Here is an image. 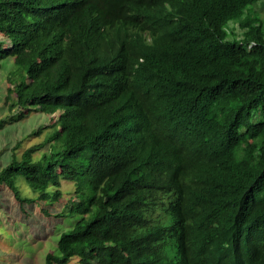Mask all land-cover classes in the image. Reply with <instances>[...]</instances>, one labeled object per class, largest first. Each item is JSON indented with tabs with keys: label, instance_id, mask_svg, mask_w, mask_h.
Here are the masks:
<instances>
[{
	"label": "trees",
	"instance_id": "obj_1",
	"mask_svg": "<svg viewBox=\"0 0 264 264\" xmlns=\"http://www.w3.org/2000/svg\"><path fill=\"white\" fill-rule=\"evenodd\" d=\"M259 1L0 0L10 121L34 110L53 116L33 135L58 126L20 159L12 152L0 185L32 203L12 178L21 173L51 205L60 178L89 176L90 195L77 187L63 205L78 218L45 264H264ZM57 140L63 148L32 161ZM161 210L171 224L153 217Z\"/></svg>",
	"mask_w": 264,
	"mask_h": 264
},
{
	"label": "rangeland",
	"instance_id": "obj_2",
	"mask_svg": "<svg viewBox=\"0 0 264 264\" xmlns=\"http://www.w3.org/2000/svg\"><path fill=\"white\" fill-rule=\"evenodd\" d=\"M252 9H255L261 19H264V6L261 1L255 3ZM228 27L236 34L241 32L236 22H229ZM13 71L15 67L9 58L0 67V119H7L4 127L0 129V168L10 161L12 152L15 158L20 159L26 148L46 141L58 129L57 124H53L43 128L37 135L32 134L40 126L51 123L53 114L49 112L32 110L25 113L22 119L10 121L9 116L18 112L17 108L9 111L4 104L6 87L10 85L8 77ZM15 143L19 145L17 149L12 150ZM48 145L37 150L32 155V161H46L51 153L63 148L61 140L53 141L50 147ZM88 154V150L83 151L77 157L78 162L85 164ZM12 178L19 191V196L31 198L34 201L20 205L11 191L5 185H0V264H45L46 254L56 253V242L60 233L69 230L78 218L66 212L67 209L63 208V205L66 206L71 199L77 197L75 195L77 187L84 192V198L90 195L89 176L82 174L78 183L60 178L59 186L47 188L49 193L55 190L61 193L60 200L51 205L49 201L37 200L39 192L27 184L21 173L15 174ZM155 209L159 211L161 207L156 206ZM62 211L66 212L63 218L55 216ZM153 217L166 225L172 223L171 216L162 210L160 213L153 214ZM164 250L169 256L174 251L171 239L168 238L165 242ZM66 264L81 263L77 256H73Z\"/></svg>",
	"mask_w": 264,
	"mask_h": 264
}]
</instances>
